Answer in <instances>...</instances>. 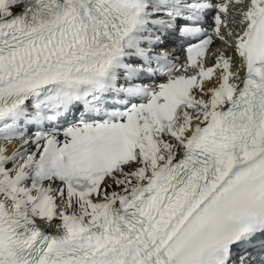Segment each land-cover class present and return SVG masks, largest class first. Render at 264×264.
Here are the masks:
<instances>
[{
  "label": "snow or ice",
  "instance_id": "1",
  "mask_svg": "<svg viewBox=\"0 0 264 264\" xmlns=\"http://www.w3.org/2000/svg\"><path fill=\"white\" fill-rule=\"evenodd\" d=\"M0 264H264V0H0Z\"/></svg>",
  "mask_w": 264,
  "mask_h": 264
}]
</instances>
